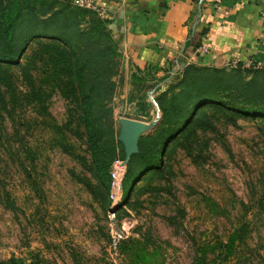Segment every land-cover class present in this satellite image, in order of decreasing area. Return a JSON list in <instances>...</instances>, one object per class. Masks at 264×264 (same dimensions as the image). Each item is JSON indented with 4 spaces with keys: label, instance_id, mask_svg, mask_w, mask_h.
Wrapping results in <instances>:
<instances>
[{
    "label": "rangeland",
    "instance_id": "374dc122",
    "mask_svg": "<svg viewBox=\"0 0 264 264\" xmlns=\"http://www.w3.org/2000/svg\"><path fill=\"white\" fill-rule=\"evenodd\" d=\"M4 1L38 6L40 0ZM62 2L55 3V9ZM80 19L81 29L99 25L100 32V20L106 18L89 9ZM23 30V26L16 30L14 39L21 64L0 60V260L264 264L263 116L207 104L203 122L188 139L169 143L180 124L163 135L152 165L144 164L140 157L130 159L124 177L125 206L115 209L119 226L128 219V233L114 246L108 174L99 171L100 161L111 162L108 156L99 159L91 151L77 108L78 93L73 94L67 80H61L69 76L57 67L68 66L70 54L60 41L47 37L31 39L22 47ZM67 32L72 41L87 44L74 25ZM113 40H102V45L113 48L115 70L109 119L116 141L124 149L118 139L122 114L115 107L130 73H126L119 40ZM185 69L169 67L160 76L155 75L154 67L145 71L148 79H166V84L148 103L155 113L145 121L158 119V124L141 137L154 136L163 119L162 94L169 102L173 96L179 97L176 103L183 107L189 99L185 90L197 86L211 92L226 87L224 73L234 70L199 65L194 73L196 86H189ZM103 78L110 79L107 73ZM137 84L136 94L145 95L152 89ZM195 108L188 106V116L181 124ZM120 155L118 150L116 156ZM233 234L234 250L227 254L226 244Z\"/></svg>",
    "mask_w": 264,
    "mask_h": 264
},
{
    "label": "trees",
    "instance_id": "16d2710c",
    "mask_svg": "<svg viewBox=\"0 0 264 264\" xmlns=\"http://www.w3.org/2000/svg\"><path fill=\"white\" fill-rule=\"evenodd\" d=\"M58 1H63L59 9H55ZM26 10V11H25ZM89 9H79L72 6L71 0H40L37 6L34 3L23 5L21 3L6 4L4 0H0V60L20 65L18 58L17 45L14 43L15 33L20 27H24V36L22 37V47L26 46L29 41L47 37L57 40L67 48L66 54H70V61L65 68H58V72L67 73L69 78L61 80L71 85L73 94L78 93L77 108L82 119V124L86 129L89 146L94 155L99 159L106 156L112 163L118 150L121 157L125 158V150L116 141V134L113 129V123L110 121V98L112 97L115 83L111 76L115 74L110 52L113 48L102 45V40L115 37L109 28V20L102 19L103 30L98 31L96 26L81 29V14H86ZM75 26L77 34L84 36L87 44L74 42L68 35V30ZM100 27V26H99ZM31 40V41H32ZM89 44L92 48H89ZM116 51V49L114 48ZM109 53L111 55L109 56ZM65 57V56H64ZM67 57V56H66ZM59 62V61H57ZM201 64L191 63L186 66L184 79L189 81V86H196L195 70ZM206 66V65H204ZM227 68V67H226ZM231 73H224L226 87H216L214 91L198 88L185 90L184 95H188L189 99L185 101V106H178L176 96L172 97V102L166 100V96L159 97V103L163 110V119L154 133V136L141 137L139 141V153L131 157H140L144 164L152 165L156 159L157 149L160 146L163 135L171 132L172 128L181 125L176 132L169 137V143L179 138H189L194 128H197L203 122V109L207 104L220 106L223 109L241 112L248 115L264 117V69H242L240 67L233 68ZM107 73V77L103 75ZM134 79L138 76L133 75ZM221 79V78H220ZM218 79L217 82L221 80ZM108 80V81H107ZM166 94V93H165ZM77 98V97H76ZM195 105L192 116L183 122L188 116V106ZM100 111V112H98ZM109 124V125H108ZM112 160V161H111ZM105 162V161H104ZM106 161L104 164L99 163V171L101 174H108L107 187L109 190V169L111 166ZM129 164V163H128ZM132 162L130 163L129 176L132 174ZM136 180V178H135ZM134 180V181H135ZM236 234H233L226 244V253L230 254L234 250ZM0 264H43L41 262H26L22 259L11 257L9 259L0 260Z\"/></svg>",
    "mask_w": 264,
    "mask_h": 264
},
{
    "label": "crops",
    "instance_id": "0c3cea01",
    "mask_svg": "<svg viewBox=\"0 0 264 264\" xmlns=\"http://www.w3.org/2000/svg\"><path fill=\"white\" fill-rule=\"evenodd\" d=\"M95 1L106 11L130 73L122 83V102L115 107L124 116L154 117L155 108L148 103L163 90L166 79H148L145 71L151 67L160 76L169 67L183 69L191 63L221 67L236 58H252L264 69V0ZM202 45L209 47L208 53H199ZM134 74L136 79L131 78ZM137 83L152 89L136 94Z\"/></svg>",
    "mask_w": 264,
    "mask_h": 264
},
{
    "label": "built area",
    "instance_id": "2783aa9c",
    "mask_svg": "<svg viewBox=\"0 0 264 264\" xmlns=\"http://www.w3.org/2000/svg\"><path fill=\"white\" fill-rule=\"evenodd\" d=\"M76 6L82 8H88L95 10L100 16L106 18V11L99 6L95 0H71ZM264 16V13L262 14ZM199 53L206 54L209 52L207 45H202L199 49ZM227 68L240 67L242 69H262V65L259 61L252 58H236L226 63ZM128 169V163L124 157L117 156L113 159L109 169V207L111 213V227H112V245L116 246L120 242L124 235L128 233L127 225L128 219H124L119 226L117 220H115V209L121 206H125V189H124V177Z\"/></svg>",
    "mask_w": 264,
    "mask_h": 264
},
{
    "label": "water",
    "instance_id": "95a60500",
    "mask_svg": "<svg viewBox=\"0 0 264 264\" xmlns=\"http://www.w3.org/2000/svg\"><path fill=\"white\" fill-rule=\"evenodd\" d=\"M158 119L147 122L141 119L122 116L119 119L120 132L118 139L123 143L125 149V160H129L134 154L139 153V140L148 131L153 130L158 124Z\"/></svg>",
    "mask_w": 264,
    "mask_h": 264
}]
</instances>
